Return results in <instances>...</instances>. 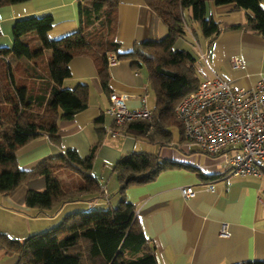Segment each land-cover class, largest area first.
I'll use <instances>...</instances> for the list:
<instances>
[{
	"label": "trees",
	"instance_id": "obj_1",
	"mask_svg": "<svg viewBox=\"0 0 264 264\" xmlns=\"http://www.w3.org/2000/svg\"><path fill=\"white\" fill-rule=\"evenodd\" d=\"M24 1L27 0H0V7ZM119 2L78 0L79 29L56 39L47 35L53 25L51 14L23 16L14 21L13 47L0 46L1 195H8L42 214H50L68 202L87 200L84 199L86 195L89 199L103 195L100 184L90 174L105 132L102 116L94 121L97 141L86 157L79 156L74 149H67L58 156L40 161L33 169L25 170L19 166L16 156L20 147L42 135L58 144L59 122L72 119L88 106L87 85L80 84L73 89L61 86L70 76L69 62L74 56L86 54L95 60L101 87L108 97L111 94L109 52L116 54L118 59L130 60L133 67L144 68L155 97L152 119L130 120L120 130L150 141L169 142L173 126L178 127L179 135L184 138L183 126L175 112L177 104L204 79L199 77V66L193 53L175 48V42L183 36L185 29L189 27L194 36L199 32L213 40L220 30L207 12L209 3H233L236 8L246 11L247 22L242 27L264 35V0H145L167 26L168 34L160 40L137 41L130 50L121 51L119 41L108 40L115 32ZM188 19L196 23L197 28L190 25ZM31 32L40 41L37 49H32L24 40ZM95 32H104L107 38L97 40ZM47 49L55 57L46 75L50 87L42 81L45 75H36L35 71L30 74L31 80L34 83L40 79V90H37L38 82L33 84L34 90L23 84L19 86L12 61L34 60ZM174 166L180 165L145 152L123 153L113 166L119 183L116 191L119 201L115 207L67 214L58 225L31 234L24 240L0 232V251L16 254V264H158L155 246L145 237L135 205L126 198V190L153 181L163 170ZM39 179L43 182L38 183ZM29 184L35 186L28 187ZM235 264H264V260Z\"/></svg>",
	"mask_w": 264,
	"mask_h": 264
},
{
	"label": "crops",
	"instance_id": "obj_2",
	"mask_svg": "<svg viewBox=\"0 0 264 264\" xmlns=\"http://www.w3.org/2000/svg\"><path fill=\"white\" fill-rule=\"evenodd\" d=\"M207 8L220 32L213 40L202 38L199 33L200 39L198 32L194 36L197 44L193 55L197 49L206 52L204 60H196L202 79L215 73L237 89L254 86L264 78V35L242 27L247 22L246 11L233 3L215 5L210 2ZM30 14L53 16V25L47 32L49 38L77 30L80 25L78 0H27L0 7L1 34L10 35L14 21ZM116 15V40L121 44V51L130 50L137 41L160 40L168 34L167 26L145 0H120ZM234 56L242 59L241 67L231 65ZM69 69L70 76L61 86L73 89L80 84L87 85L88 106L72 119L59 122L58 144L42 135L20 147L16 156L22 169H33L40 161L67 149L86 157L97 141L95 119L103 117L104 129L110 122L105 114L109 97L101 87L95 60L86 54L76 55L70 60ZM33 71L38 75L37 65ZM108 72L110 92L127 93L128 107L140 106V98L145 93H148L149 107H155L144 68L133 67L128 59H118L116 64L108 65ZM43 80L50 87L46 75ZM194 144L182 139V135L178 142L172 135L169 142H161L124 130L116 136L105 131L90 174L101 190L106 191L102 196L113 207L109 197L119 187L113 166L123 153L145 152L180 165L163 170L153 181L126 190V198L135 205L145 237L155 246L158 264H235L264 260V176L221 178L226 169L223 156L204 153ZM211 178L216 184L215 190L206 191L205 184ZM184 186H192L197 196L185 198L181 193ZM3 196L7 205H0V215L9 214L25 222L27 233L46 230L60 223L65 215L85 211L93 205L91 200L73 201L50 214H42L8 195ZM116 196L119 198L118 194ZM223 223L227 225V236L220 235Z\"/></svg>",
	"mask_w": 264,
	"mask_h": 264
},
{
	"label": "built area",
	"instance_id": "obj_3",
	"mask_svg": "<svg viewBox=\"0 0 264 264\" xmlns=\"http://www.w3.org/2000/svg\"><path fill=\"white\" fill-rule=\"evenodd\" d=\"M195 57L202 61L206 52L197 49ZM117 62L116 54L109 52L108 65ZM231 65L239 68L243 61L234 56ZM128 99L125 92H111L109 96L105 114L110 122L105 131L112 136L120 134V128L130 120L152 119L155 107H149L148 93L141 96L140 106L128 107ZM175 112L186 140L204 153L223 156L226 169L221 178L264 176V78L252 87L237 89L229 80L213 73L177 104ZM215 187L213 179L205 184L206 191H214ZM102 192L106 195L105 190ZM181 193L185 198L197 196L192 186L182 187ZM227 234V225L223 223L220 235Z\"/></svg>",
	"mask_w": 264,
	"mask_h": 264
},
{
	"label": "rangeland",
	"instance_id": "obj_4",
	"mask_svg": "<svg viewBox=\"0 0 264 264\" xmlns=\"http://www.w3.org/2000/svg\"><path fill=\"white\" fill-rule=\"evenodd\" d=\"M189 13H190V11L188 10L187 14H189ZM30 15L42 16L45 14H40V15L30 14ZM30 15H27V16H30ZM188 21H190V25L192 24L194 27H196V25H197L196 23H194L190 19H188ZM79 27H80V25H79ZM77 29H79V28H77ZM67 33H69V32H67ZM67 33H65V34H67ZM95 34L97 36V37H95V39H97V40H100L101 38L102 39L107 38V34L104 32H97V33L95 32ZM198 35H199V32H198ZM32 37H35V38H32ZM59 37L60 36H58L56 38H59ZM10 38H12L11 43L9 42ZM56 38H51V39H56ZM199 38L201 39L200 35H199ZM202 38H203V36H202ZM24 40L30 45V47L32 49H37L40 47V41L37 39L36 34L34 32H31V33L27 34L26 36H24ZM108 40L109 41L116 40V32H113V35L110 36L108 38ZM196 44H197L196 38L194 37L193 33L191 32V29L188 27L185 29V33L183 34V36L178 38L177 41L175 42V48L187 50V51H190L191 53L192 52L194 53V51H195L194 46ZM0 46H7L10 48L13 47L12 30L10 32V35H5L4 33L1 34V31H0ZM44 51L45 52L43 54H41L38 58H36L34 60H28L26 58H22V59L12 61L13 72L15 74L17 81H19V86L23 84V85L28 86L31 90H34L33 89V87L35 85L34 83H36L38 81L35 80L33 83V81L31 80L30 74L33 73V67L36 64L38 66L39 73H42L43 75H48V67L53 62L55 57L52 55L50 50L47 49ZM198 73H199V77H202L201 72L199 71ZM23 78H25V79L27 78L28 81L27 80L24 81ZM37 84H38L37 90H40V87L42 88V85L40 82H38ZM7 109H8V107L6 108V110ZM170 130L172 131V139L175 140V142H178L179 141V129H178V127L173 126V127H171ZM194 146H196V148L198 147L196 144H194ZM114 178H115V176H114ZM42 182H43V179L38 180V183H42ZM27 186L28 187H34L35 184H29ZM115 195H117V193L112 194L109 197V199L112 200L113 207H115L119 201V198L117 196L115 197ZM113 197H114V199H112ZM5 199L6 198L0 194V205H2V206L7 205ZM84 199H87L88 201L91 200L93 202L92 207L87 209V210L107 209L110 207L108 200H107V198H105V196H101L100 198L98 197L95 199H89V196L86 195L84 197ZM98 201H102V202L98 203ZM35 210L36 209H34L33 211H35ZM28 213L32 214L31 212H27V214ZM58 224L59 223H56V225H58ZM34 227H35L34 225H31V228H34ZM48 228H50V227H47L46 229H48ZM0 232L8 234L12 238H16L18 240H24L26 237L30 236L31 234H33L36 231H32V233H27L25 222L21 221L20 219L14 217L12 215H9V214L6 215V214L1 213V215H0ZM14 259H15V263H13ZM17 261H18V256L16 254H8V253H4L3 251H0V264H16Z\"/></svg>",
	"mask_w": 264,
	"mask_h": 264
}]
</instances>
